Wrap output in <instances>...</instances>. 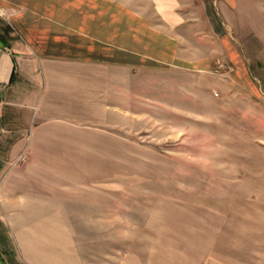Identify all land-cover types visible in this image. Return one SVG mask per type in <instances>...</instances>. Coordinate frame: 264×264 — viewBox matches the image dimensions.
Here are the masks:
<instances>
[{"label": "rangeland", "instance_id": "rangeland-1", "mask_svg": "<svg viewBox=\"0 0 264 264\" xmlns=\"http://www.w3.org/2000/svg\"><path fill=\"white\" fill-rule=\"evenodd\" d=\"M113 1L175 40L179 65L100 69L99 125L0 161V230L21 264H264V19ZM12 200L36 221L7 214Z\"/></svg>", "mask_w": 264, "mask_h": 264}, {"label": "crops", "instance_id": "crops-1", "mask_svg": "<svg viewBox=\"0 0 264 264\" xmlns=\"http://www.w3.org/2000/svg\"><path fill=\"white\" fill-rule=\"evenodd\" d=\"M215 5L227 23L253 29L264 19L263 0ZM176 55L175 40L113 0H0V161L17 158L27 144L29 158L49 157L48 144L76 142L85 121L99 125L87 104L96 101L100 69L163 71L179 65ZM13 201L7 214L36 221ZM19 261L11 234L0 230V264Z\"/></svg>", "mask_w": 264, "mask_h": 264}]
</instances>
